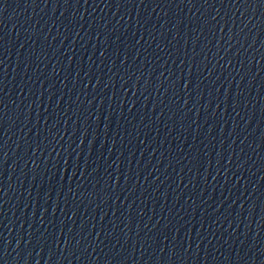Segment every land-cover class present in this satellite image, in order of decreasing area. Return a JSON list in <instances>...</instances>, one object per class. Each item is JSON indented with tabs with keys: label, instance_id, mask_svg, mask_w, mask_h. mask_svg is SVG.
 I'll return each mask as SVG.
<instances>
[{
	"label": "water",
	"instance_id": "water-1",
	"mask_svg": "<svg viewBox=\"0 0 264 264\" xmlns=\"http://www.w3.org/2000/svg\"><path fill=\"white\" fill-rule=\"evenodd\" d=\"M0 264H264V0H0Z\"/></svg>",
	"mask_w": 264,
	"mask_h": 264
}]
</instances>
